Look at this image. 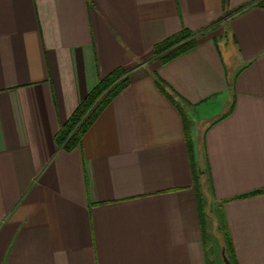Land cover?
Listing matches in <instances>:
<instances>
[{
    "label": "crops",
    "instance_id": "1",
    "mask_svg": "<svg viewBox=\"0 0 264 264\" xmlns=\"http://www.w3.org/2000/svg\"><path fill=\"white\" fill-rule=\"evenodd\" d=\"M184 30L191 47L156 53ZM210 203L236 263L264 264V6L0 0V264H219Z\"/></svg>",
    "mask_w": 264,
    "mask_h": 264
},
{
    "label": "trees",
    "instance_id": "2",
    "mask_svg": "<svg viewBox=\"0 0 264 264\" xmlns=\"http://www.w3.org/2000/svg\"><path fill=\"white\" fill-rule=\"evenodd\" d=\"M253 1L264 6V0ZM191 36L192 33L184 30L179 35L170 37L164 43L157 46L156 53H165L166 57L169 59L178 52L193 45L194 40ZM126 84L127 79L125 74L119 71L114 72L104 80L98 82L97 86L80 104L73 116L60 129L58 137L60 146L71 148V146L78 142L87 128L98 116L99 112L120 93ZM224 231L227 233L225 229ZM226 239L225 245L223 246L225 248V254L232 264H237L228 233L226 234Z\"/></svg>",
    "mask_w": 264,
    "mask_h": 264
},
{
    "label": "rangeland",
    "instance_id": "3",
    "mask_svg": "<svg viewBox=\"0 0 264 264\" xmlns=\"http://www.w3.org/2000/svg\"><path fill=\"white\" fill-rule=\"evenodd\" d=\"M224 38L226 39V50L230 53L229 49L231 50V46L228 44L230 42V35L228 32V29H224ZM229 47V49L227 48ZM224 54H226L224 48H222ZM205 198V197H204ZM207 229L208 233L210 235V238L213 240V245L215 249V258L219 262V264H224L223 257H222V250L224 249V245L226 242V234L224 231V223L223 221L218 217L217 210L212 206V204H207Z\"/></svg>",
    "mask_w": 264,
    "mask_h": 264
},
{
    "label": "water",
    "instance_id": "4",
    "mask_svg": "<svg viewBox=\"0 0 264 264\" xmlns=\"http://www.w3.org/2000/svg\"><path fill=\"white\" fill-rule=\"evenodd\" d=\"M222 257H223L224 264H232V262L230 261V259L225 254V249L222 250Z\"/></svg>",
    "mask_w": 264,
    "mask_h": 264
}]
</instances>
